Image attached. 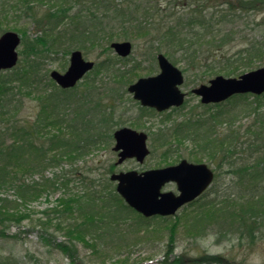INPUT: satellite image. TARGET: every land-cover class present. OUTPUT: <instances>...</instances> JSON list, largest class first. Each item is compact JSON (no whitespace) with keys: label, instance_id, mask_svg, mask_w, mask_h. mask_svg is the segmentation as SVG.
Instances as JSON below:
<instances>
[{"label":"rangeland","instance_id":"374dc122","mask_svg":"<svg viewBox=\"0 0 264 264\" xmlns=\"http://www.w3.org/2000/svg\"><path fill=\"white\" fill-rule=\"evenodd\" d=\"M21 1L0 0V35L13 31L22 37L18 48L17 65L26 60L25 52L30 43L41 39L48 44L51 38L46 39L48 32H44L46 28L40 22V16L42 12L58 3L57 0H33L32 9L27 14L24 13L25 4ZM159 1L160 11L155 13L152 18L154 21L147 19V16L143 17L147 13L141 10L135 11L133 16L125 17L110 13L104 19L106 31L114 35L112 42H131L132 53L125 59L118 57L110 48L107 50L104 42L98 47L87 46L86 50H80L77 46L70 48L67 43L58 47L54 45L38 47L36 63L48 75L52 70L63 73L68 69L72 50H80L86 60L94 62L96 64L94 70L88 73L73 91L67 92L63 97L76 102L78 99L88 98L90 106L97 103L99 108L96 113H102L108 123L107 127L103 126L105 133L108 132L112 136V133L121 127L142 131L148 136L147 147L150 150V154L141 164L135 159L117 164V154L112 149L115 141L113 138H106L92 150L77 157L75 161L63 160L59 165L47 168L45 176L51 178L56 173L62 174L71 170L69 176L72 192L78 194L81 191L95 190L112 201L111 192L117 193L115 191L117 183L109 179L113 173L130 170L140 173L177 164L183 159L191 163L207 164L213 169L215 178L207 191L212 187L213 189L206 192L201 203L191 207L185 205L175 216L165 221L158 216L142 218L134 212L117 227L119 231H125L120 237L108 235L101 239L92 236L83 240L80 238L79 241L82 242L77 244L80 257L85 259V264H264V207L257 209L258 214L255 218L241 216L239 212L243 206L240 200L228 201L226 197L227 193L238 192L242 188L240 182L235 184L237 181L235 177L226 173L228 166L222 162L219 168L220 165H217L220 163L219 160L210 162L205 158V150L203 151L200 145H191L187 138L180 139L170 131L173 125L181 123L189 116L208 115L217 110L214 105L201 104L199 98L191 92L201 84H208L215 75L203 71L184 73V84L181 86V91L187 94L184 106L160 113L151 108H144L127 90L130 83L136 82L137 79L159 73L156 61L159 53L157 44L150 45L156 36L158 23L162 24L163 17L168 11H164L167 2L155 0L156 3ZM184 1L171 0L170 11L172 12L175 7V12L178 10L181 13L183 9L181 6L186 4ZM85 5H77L76 11H72L75 14L83 8L80 14L83 20H87L84 17L93 12L90 11V3ZM210 13L211 10L208 11V15ZM236 15L229 23L222 24L226 27H221L223 29L221 35L229 34L231 30L233 40L223 46L226 57L217 65V69H232L233 65H238L233 76L219 74L231 78L264 67V6L244 10ZM130 18L138 19L141 26L131 27L127 21ZM145 27L148 31L141 33L140 29ZM218 30L216 27L212 34L213 40L217 37L215 35ZM49 46L52 50L48 52ZM248 47H251V51L243 63L236 62L235 57ZM22 53L24 55L21 56ZM241 54L243 57L246 55L245 52ZM30 59L33 60L32 57ZM101 63H105L106 66L101 68ZM175 66L180 70L183 68L181 64ZM25 100L23 116L32 119L38 112L37 102L33 99ZM249 100L254 99L251 97ZM261 102L264 105V97ZM252 106L255 108V105ZM99 121L96 116L94 124L100 125ZM56 131L55 128H48L46 133L41 134L40 140H46ZM39 177V174L26 175L28 181ZM163 190L176 192L177 188L175 184L169 183ZM10 194L13 192L10 191ZM64 196V188H58L55 192L46 189L41 195L25 202L18 199L20 218L9 221L4 226L0 225V264H5L6 260H9L7 264H69V258L55 249V243L66 239L62 235L63 231L61 230L62 233L57 231L53 224L46 232L37 224L43 217L41 211L56 206L57 200ZM202 203L206 208L203 212L201 207L198 209ZM217 204H220V207H217ZM136 227H141L145 233L136 236L134 232ZM170 248L173 249V253L168 255L166 252ZM150 259L153 261H149Z\"/></svg>","mask_w":264,"mask_h":264},{"label":"trees","instance_id":"16d2710c","mask_svg":"<svg viewBox=\"0 0 264 264\" xmlns=\"http://www.w3.org/2000/svg\"><path fill=\"white\" fill-rule=\"evenodd\" d=\"M117 1L57 0V5L42 12L40 16V22L46 28L44 32H48L46 39L51 38L47 45L58 47L67 43L70 48L77 46L80 50H86L87 46L98 47L104 42L105 48L109 50L114 35L106 31L104 19L108 14L125 17L133 16L135 11L141 10L147 13L143 17L147 16V19L154 21L152 18L160 11V1ZM163 1L167 2L164 11H168L162 24L158 23L156 36L150 45L157 44V51H163L174 65L181 64L184 73L203 71L210 75L236 74L238 65H233L232 69H217V65L221 64L219 62L226 57L223 46L233 40L231 30L229 34L221 35V27H226L222 24L229 23L237 13L264 6V0H185L181 13L178 10L175 12V7L170 11L171 0ZM21 2L25 4L24 13L32 9L33 0ZM86 3H90V11L93 12L84 17L87 20H83L80 17L83 8L75 14L72 11L77 5ZM209 10L211 13L208 15ZM129 20L127 21L131 27L141 26L138 19ZM216 27L219 30L213 40L212 34ZM140 30L141 33L148 31L146 27ZM45 43L41 39L30 43L25 52L26 60L0 75V225L4 226L5 223L20 218L18 199L25 202L41 195L46 189L55 192L58 188H64L65 196L57 200L56 206L41 211L43 217L37 224L46 232L53 224L57 231L62 230L66 239L55 243V249L69 258V264H85L77 246L82 242L79 241L80 238L83 240L92 236L101 239L108 235L120 237L125 231H119L117 227L135 211L122 203L114 192H111L112 201L95 190L81 191L78 194L72 192L69 176L71 170L56 173L51 178L45 176L47 168L55 167L63 160L73 162L103 142V139L112 138L110 133H105L103 127L108 126L106 118L102 113H96L99 108L97 103L90 106L88 98L78 99V102L64 98L67 92L75 88L62 91L51 81L47 72L37 65L38 47L47 46ZM250 48L242 51L245 52V57L242 52L235 57L236 62L242 64L251 51ZM50 49L52 47L47 51ZM100 66L104 68L106 64L101 63ZM251 97L253 101L249 100ZM263 97L264 94L233 96L226 102L215 104V112L189 116L173 125L170 130L180 139L187 138L191 145H200L205 150V158L210 162L219 160V168L222 162L228 166L226 173L235 177V184L240 182L242 188L238 192L227 193V200H240L243 207L239 214L252 218L258 214L259 207H264ZM25 99L37 102L38 112L32 119L23 116ZM96 116L100 120L98 126L94 124ZM48 128H55L57 131L46 140H40L41 134L46 133ZM27 174H39L40 177L28 181ZM212 189L213 187L208 191ZM10 191L13 192L11 196ZM206 192L188 204L189 207L201 203ZM204 205L202 203L198 208L201 207V212L206 209ZM219 205L216 206L220 207ZM168 218L170 217L161 219L165 221ZM136 228H133L136 236L145 233L141 227ZM166 253L172 254L173 249L170 248ZM4 262L7 264L9 260Z\"/></svg>","mask_w":264,"mask_h":264},{"label":"water","instance_id":"95a60500","mask_svg":"<svg viewBox=\"0 0 264 264\" xmlns=\"http://www.w3.org/2000/svg\"><path fill=\"white\" fill-rule=\"evenodd\" d=\"M21 37L12 31L0 36V74L17 65L19 60L17 49ZM116 54L125 58L132 52L129 41L114 42L110 45ZM68 69L59 73L52 70L49 74L61 89H73L83 79L86 73L94 69V62L85 60L80 51L70 54ZM159 73L156 76L139 78L128 87V92L144 107L154 108L157 112L169 110L171 107H181L185 93L181 92L183 73L178 70L166 57L159 53ZM192 92L200 98L203 104L222 103L233 95H262L264 94V68L243 73L239 77L227 78L216 76L209 84H201ZM115 144L113 150L118 153L120 164L126 160L136 159L144 162L149 155L146 133L130 128H119L113 133ZM206 164L190 163L183 159L173 166L142 171L113 173L110 180L117 182L116 191L126 204L140 215L151 218L154 216H174L185 204L190 203L211 185L214 176ZM172 183L176 185L177 193L163 191V186Z\"/></svg>","mask_w":264,"mask_h":264},{"label":"flooded vegetation","instance_id":"af4514ba","mask_svg":"<svg viewBox=\"0 0 264 264\" xmlns=\"http://www.w3.org/2000/svg\"><path fill=\"white\" fill-rule=\"evenodd\" d=\"M185 97H187V94L185 93ZM145 108V107H144ZM152 109V108H151ZM172 109V108H171ZM174 109V108H173ZM154 110V109H153Z\"/></svg>","mask_w":264,"mask_h":264}]
</instances>
